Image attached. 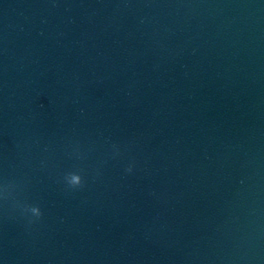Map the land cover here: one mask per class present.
<instances>
[{
	"label": "water",
	"instance_id": "1",
	"mask_svg": "<svg viewBox=\"0 0 264 264\" xmlns=\"http://www.w3.org/2000/svg\"><path fill=\"white\" fill-rule=\"evenodd\" d=\"M0 264H264V0H0Z\"/></svg>",
	"mask_w": 264,
	"mask_h": 264
},
{
	"label": "clouds",
	"instance_id": "2",
	"mask_svg": "<svg viewBox=\"0 0 264 264\" xmlns=\"http://www.w3.org/2000/svg\"><path fill=\"white\" fill-rule=\"evenodd\" d=\"M128 171H131V168H129ZM81 184H82V178H81V176L78 175V174H74L72 176V180H71V182H70L69 185L72 186V187H76V186H80ZM30 208H31V210L33 212V215L35 217H40L42 215L39 207H37V206H31Z\"/></svg>",
	"mask_w": 264,
	"mask_h": 264
}]
</instances>
